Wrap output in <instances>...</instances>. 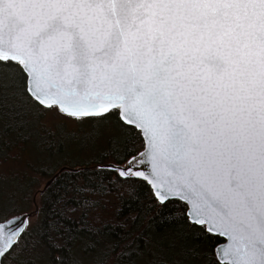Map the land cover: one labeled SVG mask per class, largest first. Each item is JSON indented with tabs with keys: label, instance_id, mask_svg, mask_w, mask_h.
Masks as SVG:
<instances>
[{
	"label": "snow or ice",
	"instance_id": "snow-or-ice-1",
	"mask_svg": "<svg viewBox=\"0 0 264 264\" xmlns=\"http://www.w3.org/2000/svg\"><path fill=\"white\" fill-rule=\"evenodd\" d=\"M8 100L143 138L110 167L226 237L216 264H264V0H0ZM28 222L0 212V264Z\"/></svg>",
	"mask_w": 264,
	"mask_h": 264
},
{
	"label": "trees",
	"instance_id": "trees-1",
	"mask_svg": "<svg viewBox=\"0 0 264 264\" xmlns=\"http://www.w3.org/2000/svg\"><path fill=\"white\" fill-rule=\"evenodd\" d=\"M0 106V212H29L40 183L36 220L4 264H216L217 241L185 219L184 203H156L150 184L101 165L125 163L144 148L114 122ZM29 151V156L24 154ZM44 187V186H43Z\"/></svg>",
	"mask_w": 264,
	"mask_h": 264
},
{
	"label": "water",
	"instance_id": "water-1",
	"mask_svg": "<svg viewBox=\"0 0 264 264\" xmlns=\"http://www.w3.org/2000/svg\"><path fill=\"white\" fill-rule=\"evenodd\" d=\"M143 151H144V148H143L140 152H143ZM140 152H139V153H140ZM139 153H137V154H139ZM126 163H127V161H126L125 163H114V162H108V163H105V164L101 165V167H102V168H105V169H110V170L115 171L112 167H110L111 165H116L117 167L122 168V167H124V166L126 165ZM146 163H147V170L145 171V175H150V173H151V161H150V159H148V160L146 161ZM140 167L143 168V165H141ZM65 168H67V167H63L62 169H60L59 172L63 171ZM59 172L56 173L53 177H51V178L45 183L43 189L40 190L41 192H42L43 190H45V189H46V188H47V187L53 182V180L58 176ZM135 178H141V177H135ZM141 179H142V178H141ZM149 184H150V183H149ZM150 186H151V184H150ZM151 187H152V186H151ZM152 189H153V187H152ZM153 191H154V189H153ZM34 202H35V205H37V203H36V197L34 198ZM38 211H39V207L36 206V209H35L34 211H32V212H26V213H22V214L14 215V216H12V217H9L8 219L11 220V219H14V218H16V217H22V216L27 215V216L29 217V220H30L33 216H35V215L38 213ZM28 225H29V222H28L27 225H25V228H24L25 231H26V229L28 228ZM21 234H22V233H21ZM223 239L225 240L223 243L227 242V238H226V237L223 238Z\"/></svg>",
	"mask_w": 264,
	"mask_h": 264
},
{
	"label": "rangeland",
	"instance_id": "rangeland-1",
	"mask_svg": "<svg viewBox=\"0 0 264 264\" xmlns=\"http://www.w3.org/2000/svg\"><path fill=\"white\" fill-rule=\"evenodd\" d=\"M24 156H25V157H26V156H29V151H27V152L24 154ZM46 182H47V180L44 179V180L40 183L39 190H38V191L34 194V196L32 197V198H33V201H34V198L36 197V203H37V205H35V202H33L32 206H31V209H29V212L34 211V210L36 209V206L39 207L40 204H39V197H38V195H40V193H41L40 190L43 189V186L45 185ZM27 212H28V211H27ZM25 213H26V211H25ZM36 217H37V214H36L35 216H33V217L30 219L29 223H33V222L36 220Z\"/></svg>",
	"mask_w": 264,
	"mask_h": 264
}]
</instances>
